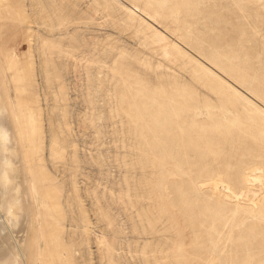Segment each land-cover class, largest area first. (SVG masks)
I'll list each match as a JSON object with an SVG mask.
<instances>
[{
	"label": "rangeland",
	"instance_id": "rangeland-1",
	"mask_svg": "<svg viewBox=\"0 0 264 264\" xmlns=\"http://www.w3.org/2000/svg\"><path fill=\"white\" fill-rule=\"evenodd\" d=\"M0 129V264H264V0H6Z\"/></svg>",
	"mask_w": 264,
	"mask_h": 264
},
{
	"label": "bare ground",
	"instance_id": "bare-ground-1",
	"mask_svg": "<svg viewBox=\"0 0 264 264\" xmlns=\"http://www.w3.org/2000/svg\"><path fill=\"white\" fill-rule=\"evenodd\" d=\"M4 1H6V0H0V8L4 7ZM5 138H6V134L0 129V139H2V141L4 142ZM251 173L252 174H250L246 178V182H247L248 186H250V187L254 186L255 183H257L260 186L264 185L263 184L264 183V173L261 169L257 168ZM202 186H210V187L214 188L215 191L218 190L219 186L223 187L221 182L204 183V184H202ZM223 188L226 189L227 192H229L231 194V199H235L236 201L240 200L241 198H244V197H246V198L252 197V198H250L249 201H251V203L254 204V201H255L256 197L258 196V194L256 192H250L249 190L245 191V192L234 193L231 191V189L229 187H223ZM225 197L228 198L226 195H225Z\"/></svg>",
	"mask_w": 264,
	"mask_h": 264
}]
</instances>
